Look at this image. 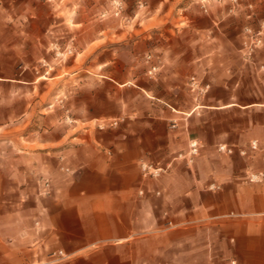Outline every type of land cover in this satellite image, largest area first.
<instances>
[{
    "label": "crops",
    "instance_id": "crops-1",
    "mask_svg": "<svg viewBox=\"0 0 264 264\" xmlns=\"http://www.w3.org/2000/svg\"><path fill=\"white\" fill-rule=\"evenodd\" d=\"M154 1L170 20L167 6L182 0ZM36 19L26 36L42 33ZM32 46L38 61L43 51ZM169 49L180 55L166 62L162 88L141 77L134 88L117 78L66 79L76 124L0 168V264H264V183L244 182L247 172L264 173V45L250 63L227 47L225 76L217 64L200 99L186 85L189 65L202 62H188L185 45ZM123 115L126 125L97 129ZM192 140L202 148L189 164L179 156ZM220 145L247 155L222 154ZM143 163L171 170L147 178ZM59 252L66 258L53 257Z\"/></svg>",
    "mask_w": 264,
    "mask_h": 264
},
{
    "label": "rangeland",
    "instance_id": "rangeland-1",
    "mask_svg": "<svg viewBox=\"0 0 264 264\" xmlns=\"http://www.w3.org/2000/svg\"><path fill=\"white\" fill-rule=\"evenodd\" d=\"M154 2L0 0V168L5 157L19 156L26 149L34 153L33 141L50 138L54 128L62 136L76 124L68 78H117L134 88L141 77L145 84L162 88L166 62L180 55L179 49L169 46L185 45L188 50L181 55L188 62H202L199 70L189 65L186 85L189 95L200 99L212 91L211 73L217 64L220 78L225 76L227 47H234L250 63L264 45V0H182L173 8L167 6L170 20L166 7L157 8ZM36 17L42 33L26 36L22 29ZM100 28L105 30L102 35L97 33ZM32 45L43 51L38 61L29 52L35 48ZM100 63L107 65L100 67ZM36 78L38 85L21 83ZM130 118L104 119L96 126L98 130L117 129ZM198 144V154L192 155L190 148L180 159L192 164L202 148ZM233 150L247 155L246 150ZM59 170L70 173L62 164ZM43 181L50 190L51 182ZM244 182L261 184L247 182L246 176Z\"/></svg>",
    "mask_w": 264,
    "mask_h": 264
},
{
    "label": "built area",
    "instance_id": "built-area-1",
    "mask_svg": "<svg viewBox=\"0 0 264 264\" xmlns=\"http://www.w3.org/2000/svg\"><path fill=\"white\" fill-rule=\"evenodd\" d=\"M234 2H238V0H234ZM191 151L190 153L192 155H196L198 154L199 151V144L198 142L194 141L191 143L190 145ZM252 149H257V145L256 142H254L252 144ZM219 151L223 152V153H227L229 155L234 154V150L233 149H229L227 148V146L225 145H221L219 147ZM246 152L242 151L241 155H245ZM141 170L142 173L145 177L147 178H158L160 177L163 173L167 172V168H164L162 166H155L152 164H147V163H143L141 164ZM246 181L249 183H263L264 182V173L260 172V173H247L246 175ZM214 188V186H213ZM53 257H57L60 259L66 258V256L63 254V252H59L58 254H53ZM229 264H237L236 261H231Z\"/></svg>",
    "mask_w": 264,
    "mask_h": 264
}]
</instances>
